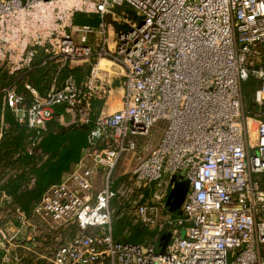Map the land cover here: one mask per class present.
<instances>
[{"label": "built area", "instance_id": "2783aa9c", "mask_svg": "<svg viewBox=\"0 0 264 264\" xmlns=\"http://www.w3.org/2000/svg\"><path fill=\"white\" fill-rule=\"evenodd\" d=\"M122 6L139 20L116 13ZM77 13L99 21L74 25ZM36 62L54 73L44 94L1 90L32 146L57 108L87 123L92 98L111 90L98 74L112 67L124 79L121 106L99 112L80 160L28 214L0 216V264H264V0H0V67L17 74ZM83 63L91 68L78 84L70 68ZM172 176L189 182L180 215L163 213L157 192L141 202L140 191ZM119 200L157 229L154 243L113 237Z\"/></svg>", "mask_w": 264, "mask_h": 264}, {"label": "trees", "instance_id": "16d2710c", "mask_svg": "<svg viewBox=\"0 0 264 264\" xmlns=\"http://www.w3.org/2000/svg\"><path fill=\"white\" fill-rule=\"evenodd\" d=\"M73 24L96 25V22L87 18V15L77 13L73 17ZM42 68L49 69L48 67ZM66 71L68 70L63 71L62 74ZM34 72L41 74V81L38 83L34 80L32 85L39 92H43L44 88L39 85L45 75H47L45 78L51 79V69L47 73L42 69ZM70 72L72 73L71 70ZM11 75L14 74H8L0 69V127L1 123L7 126L6 130L0 131V197L4 194L8 198L6 202L1 203L0 209L11 212L20 210L28 214L43 193L51 185L59 183L80 160L82 150L86 147L87 135L93 126L95 117L102 109L104 100L98 97L92 98V110L87 123L63 125L52 120L47 130L40 136L38 143L32 146L30 139L34 137V133L25 125L17 123L10 109L3 104L1 90L8 88L5 86L12 81L13 76ZM73 75L77 81L76 74ZM24 86L19 85L17 92L24 94L29 101ZM250 89L253 94V88ZM244 95L243 89V97ZM62 110V108H57L55 116L60 115ZM28 150H31V154H28ZM123 230L125 229H114L113 237L121 240L122 233L119 234V232ZM135 233L134 237L137 235L141 237L139 231L135 230Z\"/></svg>", "mask_w": 264, "mask_h": 264}, {"label": "rangeland", "instance_id": "374dc122", "mask_svg": "<svg viewBox=\"0 0 264 264\" xmlns=\"http://www.w3.org/2000/svg\"><path fill=\"white\" fill-rule=\"evenodd\" d=\"M115 12L118 13L119 15H123L124 17H130L135 21H138L139 19L136 18L135 13L127 6H122V7H117L115 9ZM110 21V20H109ZM103 66L105 67L104 63H102V68ZM1 71H5L7 72L4 68H1ZM44 70L49 71V69H51L50 74H52L51 79L45 78V76L47 77V75L44 76L41 84L39 86H41L42 88H46L52 81V79L54 78V73L52 68L49 69H45L40 67L39 62H36V64L33 65V67L29 70V71H24L21 73H17L13 76L12 81L5 87H12L15 88L16 91L19 88V85H26L29 84L33 87H35L34 85H32L34 83V80H36V82H40L41 81V74H39L38 72H34L35 70ZM8 73V72H7ZM10 74V73H8ZM37 74H39V76H37ZM64 74H61V76H63ZM89 75V74H88ZM99 77L104 78V76L102 74H98ZM33 79V80H32ZM251 83L250 82H245L243 84V89H244V107L246 110H248L250 108V103H251ZM115 107L113 108H108V110H104V112L107 113H112L114 111H116L117 109L120 108V97L115 96ZM108 107V104H107ZM62 113V112H61ZM63 117L61 118L60 115L55 116L53 118V121L57 122L58 124H63V125H70L72 124V115L70 114H63ZM165 126V123H159V125L157 126L156 129H154L152 131V133L150 134V137L152 139V143H156L161 131L163 130ZM7 126L4 123H1V127H0V131L2 132L3 130H6ZM150 139V140H151ZM144 147V146H143ZM150 149V148H149ZM124 162H122V164H120L117 168V172L115 173L114 176H116V174L118 175V182H120L119 186L124 185L125 183H127L128 177L129 175L127 174L128 172V167H129V163L125 164ZM32 180V179H31ZM173 185L171 184L170 180L168 181L167 178H163L159 183L155 184L153 187L149 188V189H144L143 191H140L143 195L142 201L141 202H150L153 198V195L155 192H157L159 194V199H160V204H161V208H163V213H167L169 214V209L168 207H166V201L168 198V195L172 189ZM1 200V197H0ZM133 201H121L119 200L116 204H115V215L113 218V230L116 229L118 230L119 228L125 229L122 232H119V234H123L125 232V235H127L128 240H131V238L134 237L135 230L140 232V236L138 237L135 236L134 239H132L130 242L132 243H140V244H150V243H154L155 239L157 237V229H147L144 227H141L139 224H137L135 222V218H134V207L132 204ZM172 213V212H171ZM4 210L1 208L0 209V216H4ZM165 215V214H164ZM163 215V216H164ZM1 223V221H0ZM118 226V227H117ZM125 226V227H123ZM127 229V230H126ZM76 233L74 231H68V232H64V233H59L57 235H55V237H60L62 238L63 241H65L66 239L71 238L72 236H74ZM121 234V235H122ZM48 238V237H47ZM51 240V238H50ZM49 246V244L47 245Z\"/></svg>", "mask_w": 264, "mask_h": 264}, {"label": "crops", "instance_id": "0c3cea01", "mask_svg": "<svg viewBox=\"0 0 264 264\" xmlns=\"http://www.w3.org/2000/svg\"><path fill=\"white\" fill-rule=\"evenodd\" d=\"M87 18L95 20L96 24L99 21L98 17L95 15H89V16H87ZM93 18H95V19H93ZM90 66H91V64L83 63V64L74 65L70 68L72 73L74 72L76 74L77 82L79 84H83L87 80L88 74H89L90 68H91ZM116 72H117V68L112 67L108 73H106V74L102 73V75L109 78V80L111 82V90H110L109 95L104 99L101 111H103V109L106 111V110H108V108L115 107V99H114L115 96L120 97V99H121L123 89H124V79L122 77L117 76L115 74ZM45 90H46V88H44L43 92H39L38 90L37 91L40 95H42V94H44ZM28 98H29V95H28ZM107 104H108V107H107ZM126 238H127V235H125V232H124L121 235V240L125 241ZM127 241H130V240L127 239Z\"/></svg>", "mask_w": 264, "mask_h": 264}, {"label": "water", "instance_id": "95a60500", "mask_svg": "<svg viewBox=\"0 0 264 264\" xmlns=\"http://www.w3.org/2000/svg\"><path fill=\"white\" fill-rule=\"evenodd\" d=\"M171 184L173 185L167 201L166 207H168L169 211L172 213H176L180 215V207L184 201L186 193L189 188V182L187 180L179 181L176 176H172L170 179ZM182 236H184V231L181 232ZM170 233H166L160 237V252L163 253L166 245L169 241ZM127 241V239H125Z\"/></svg>", "mask_w": 264, "mask_h": 264}, {"label": "bare ground", "instance_id": "6f19581e", "mask_svg": "<svg viewBox=\"0 0 264 264\" xmlns=\"http://www.w3.org/2000/svg\"><path fill=\"white\" fill-rule=\"evenodd\" d=\"M102 63H104V65H105V67L103 66V68H102ZM110 65L111 64L109 62H107L105 60H101L100 63H99V65H98V68L99 69H102V70H108V68H109Z\"/></svg>", "mask_w": 264, "mask_h": 264}]
</instances>
